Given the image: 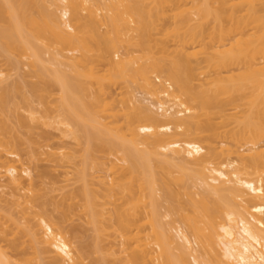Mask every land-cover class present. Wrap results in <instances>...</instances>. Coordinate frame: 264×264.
I'll return each mask as SVG.
<instances>
[{
	"label": "bare ground",
	"instance_id": "6f19581e",
	"mask_svg": "<svg viewBox=\"0 0 264 264\" xmlns=\"http://www.w3.org/2000/svg\"><path fill=\"white\" fill-rule=\"evenodd\" d=\"M0 57V188L23 216L0 207V264H264V0H0ZM24 60L60 91L52 125L83 145L60 215L91 225L78 250L25 178L20 135L5 138L13 115L30 128L26 106L44 117L42 85L9 83ZM65 151L49 154L75 164Z\"/></svg>",
	"mask_w": 264,
	"mask_h": 264
},
{
	"label": "rangeland",
	"instance_id": "374dc122",
	"mask_svg": "<svg viewBox=\"0 0 264 264\" xmlns=\"http://www.w3.org/2000/svg\"><path fill=\"white\" fill-rule=\"evenodd\" d=\"M45 4H46L45 6L48 5L47 7L50 10L51 9L52 10L56 9L55 6L52 5L53 3H48V4L45 3ZM155 38L159 41V43H161L163 41V39L165 38V36L162 33L160 35L155 36ZM137 54H139V52L136 53V55ZM72 55H71V53L69 54V56H72ZM48 56L49 55L47 54L46 55V59L48 58ZM116 59H118V58L116 57ZM60 60L65 61V59H63V58L62 59L60 58ZM73 61H75V60H73ZM106 61L107 60H105L103 62L106 63ZM3 62L4 61L2 60V57H0V66H2L4 68V66H3L4 63ZM23 62L24 63H22V64H24V65L22 67H20L21 70H18L19 72L13 71V72L10 73L11 77H9L10 78V80H9L10 82L9 83H11V82L14 83L15 81H18V80L19 81L24 80L22 83L26 84V87L31 82L33 84L37 83V85H42V84H40V82H42L41 81L42 77L40 78L39 74L38 75L36 74V71H34L36 69L32 70L31 69L32 67H29L25 60ZM69 62L70 63H74V62H72V60L71 61L69 60ZM96 62H99L98 65L95 63L96 66H99V69H97L98 67H95V68L97 70L101 71L102 74H103L108 68V66H107L106 70H104L107 63L106 64H100L101 61H97V59H96ZM103 62H101V63H103ZM100 66H102L104 69L100 70ZM63 68L65 69V67L60 66V69H63ZM66 69H68V71H71L69 68H66ZM25 74H26V76L28 75L27 78H24V77H26V76H24ZM36 76H37V78H36ZM21 78H24V79L21 80ZM25 80H26L27 83L29 81L30 82L27 84L25 82ZM42 80H44V79H42ZM38 81H39V83H38ZM88 82L89 81H87V83ZM42 83H44V81ZM24 84L22 86L24 87V89H26ZM88 86H89V84H88ZM94 86L96 87V85H94ZM94 86H93V88H95ZM121 87L122 86H120V85H114L113 84V86L109 88L110 91L113 93L112 96L114 97V99H116V98L120 99L122 97V93H125L126 89L124 88V86L122 88ZM42 88H44V89L42 90ZM42 88H41V92H39V90H38V94L40 93L39 94L40 97H38V96L36 97V95H35V97L33 99V101H35V102H33L34 104L32 103V106L34 105V107H32V108H33V110L34 109L36 110V111L35 110L34 111L37 112V114H36L37 118H38V116H42V117L44 116L43 118L46 117L47 120H50V123H51L50 125H52V124H55L53 121L56 122V121L59 120V112H60L59 105L61 104V103H59V99H60L59 97H61L60 96L61 94H60L59 89L56 88V87H53L51 89L48 87V89H46L42 85ZM133 88H134V90H136V91H134V93L135 92L137 93L139 91V88L137 87V85H134ZM133 88H130V90L132 91ZM45 89H46V91H45ZM22 90H23V88H22ZM25 93L28 94L26 91H25ZM137 94H138L137 97H141L142 96L141 93H137ZM41 97H42V100H45V101H41L40 102L39 99ZM87 97H88V95H87ZM86 99H88V98H86ZM18 100H20V99L16 100L17 103L19 102ZM23 103H24V101H23ZM57 104H59V105H57ZM170 104H173V102H171ZM19 105H20V103H19ZM25 105H26V103H24V106H22V107L24 108ZM26 109H27V106H26L25 109H21L20 114L23 117H25L26 120H28L29 126H30V128H28L29 130L28 129H20L19 126L17 125L18 124L17 123L18 121H16L17 118H15L14 115H13V118H11L8 121V123L10 124L9 126H10L11 131L9 130L10 133L5 134V135H7V137H5V138L8 141L9 140L13 141V139H15V138H13L14 136L16 137L18 134L20 135V138L22 139V142H21V146L19 147L20 151H19V157L17 159H19V163H18L19 165H23L24 167L29 169V171H28L29 174L25 175V178L29 182H33V184L38 189H42L43 193L47 196V198L49 200L50 199L52 200L54 205L52 203L49 204L50 205L48 207L49 212H47V213L49 214L50 217H52L53 220L55 219L54 220L55 223H57V224L59 223L58 227L59 228L61 227V229L63 230L65 236L68 237V239H70L71 241H73L72 243H73L74 248L76 250L81 249V248H83L82 247L83 245H87V243L90 242L89 240L91 239V237H92V235L94 233L92 231V229H91V225H89V224L87 225L86 224L87 223L86 219H84L86 217L84 215H83L84 217L81 216V214L79 215V213L78 214L77 213L72 214L68 220H64L62 217H60V215L61 216L63 215V212L65 210V209L63 210V208L65 207L64 203H65L66 199L68 200L69 196L71 195L70 192L72 190L74 191V188L78 187V185H79L76 182V179H77L76 178L77 176L75 174V172H76L75 169L76 168H74V167H76V164H80V162H81V157H80V151L79 150H81L83 145L78 144V142L72 137L71 138H69L67 136L64 137V135H62V130L59 129V128H63V126L61 127V125L59 126V125L56 124L57 126L56 125L50 126L48 123L45 125L44 124L45 120H43V118H41V117H39L40 120H42L41 122H40L39 118H38L37 122L36 121H31L32 119L31 118H30L31 120L29 119V116L31 117V112L29 114V112L26 111ZM179 109H180L179 107H176V110H179ZM136 110H137V106L133 109V111H136ZM16 117H17V115H16ZM7 118L9 119V117H7ZM46 136H49V137H46ZM47 138L48 139L51 138V139L48 140ZM222 142H224V139L216 138V139H213L212 141H208L206 143H211L212 145H215L217 147V149H218L217 151H219V149H221L222 147L223 148L225 147V145H223ZM65 149L69 150L70 153L71 152L74 153V155H75L74 156V159H75L74 161L75 162L74 161L73 162L75 164L71 163V165H69L70 163L67 164L65 162L66 164H64V165L61 164L60 165V162L58 161L59 158L57 157L58 159H56V156L51 157V156H53V154L51 156H50L51 153L49 154V152H56V151H58L57 153H59V154H62L61 152H68V151H65ZM100 156H102V154H100ZM53 158L55 160H57V161L55 162ZM57 162H59V164ZM0 181H1V183L3 185H5V186L8 185V180L7 179L2 178ZM180 190L182 192H185V190L183 188H180ZM190 191L194 192L195 190L191 189ZM159 193L161 194V192H159ZM183 197L185 199H187V200L189 198V196H187V195H183ZM48 199H44V200L47 201ZM12 200H14L13 190L10 187H8V186L5 187V188L4 187L0 188V207H2V209L5 208V210L6 209L9 210L13 206V205L11 206V202H13ZM187 200H185V202ZM197 200L199 201V200H202V199H201L200 196H197ZM56 203L57 204L59 203V205H58L59 208L58 207L56 208V205H57ZM60 203L63 204V205L61 206ZM66 203H65V205H66ZM74 203H75V205L78 204V200H76ZM75 205H74V207H75ZM78 205H76V207H78ZM165 206H166V204H165ZM13 209H14V207H13ZM37 210H39V209H37ZM62 210H63V212H62ZM160 210L162 211L161 216L163 214H166V212H165L166 210L165 209H160ZM13 212H14V216L18 220H20L23 217L22 214H20L18 212V210L17 211L13 210ZM30 218L32 219V217H30ZM30 218H28V219H30ZM58 218H60V220ZM36 219L37 218H35V220ZM162 219H163L162 222L164 221V223H165V221L168 222V221L171 220L170 216L168 217L166 215H164ZM18 220H16V221H18ZM218 220H219V218L217 219V221ZM22 221H24V220H22ZM19 222H21V220ZM35 222H37V221H35ZM32 223H34V221ZM34 224H36V223H34ZM34 224H31V226L32 225L35 226ZM12 227H14V225H12ZM77 231H79L80 233L79 232L77 233ZM175 232L176 231L174 230V233ZM75 233L77 234V237H76ZM112 239L114 240V238H112ZM112 239L110 238L109 240H112ZM91 241H92V239H91ZM181 243H183V242H181ZM3 244L5 245V244H7V242H5V243L3 242L2 245ZM177 252L179 253V251H177ZM91 258L93 259L92 261H96V259L98 257L96 258V255H94ZM47 260H49V258ZM90 261H91L90 259L87 260L88 263H90Z\"/></svg>",
	"mask_w": 264,
	"mask_h": 264
}]
</instances>
